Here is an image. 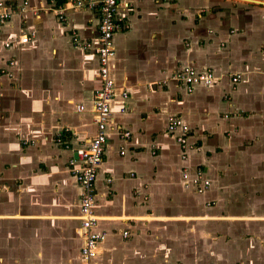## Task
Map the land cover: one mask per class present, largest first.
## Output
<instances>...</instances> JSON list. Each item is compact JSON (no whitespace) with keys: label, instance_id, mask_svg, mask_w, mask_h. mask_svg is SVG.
<instances>
[{"label":"crops","instance_id":"1","mask_svg":"<svg viewBox=\"0 0 264 264\" xmlns=\"http://www.w3.org/2000/svg\"><path fill=\"white\" fill-rule=\"evenodd\" d=\"M4 1L18 11L0 24V264H82L70 160L96 132L99 11L60 20L48 8L70 0ZM120 2L109 71L128 95L110 101L93 264H264V0ZM179 63L213 82L188 92ZM172 116L189 126L185 149ZM197 168L210 179L201 193L183 182Z\"/></svg>","mask_w":264,"mask_h":264},{"label":"built area","instance_id":"2","mask_svg":"<svg viewBox=\"0 0 264 264\" xmlns=\"http://www.w3.org/2000/svg\"><path fill=\"white\" fill-rule=\"evenodd\" d=\"M27 1L23 2L20 11H24ZM77 7H85L88 9H97L99 11L97 52L99 56V76L101 85L94 91L93 98V122L96 126L95 134L90 138L88 144L75 150L76 156L70 160L71 172L76 181L81 185L82 192L80 196V219L81 226L84 229L83 245L80 249L82 264H93V259L98 254L99 243L105 238L106 232L96 229L99 217L96 214V189L95 183L97 179L98 168L102 162L105 153V144L108 138L109 129L113 126L112 109L110 101L115 93L119 90L121 96L126 99L127 91L118 89L115 81L110 75L109 62L115 54L113 36L116 31L125 27L122 26V17L119 13L120 8H126L127 3L120 0H76L67 1L56 7L49 6L60 18L65 19V12ZM18 10L12 8L10 4L4 0H0V24L9 19L13 13ZM30 39L29 34L22 33L17 37L18 43H25ZM72 40L74 44L83 48L91 47V43L81 40L76 33H73ZM9 46V42L4 43ZM12 64V63H10ZM177 79L184 85L188 92H191L195 84L209 85L214 80V74L210 70L200 72L194 67L184 63L178 64L176 73ZM239 76L232 77V81L236 82ZM78 110H83L84 105L78 104ZM125 106H121L119 111L125 112ZM117 135L122 139L130 136L128 130H123L114 126ZM167 129L174 135L176 142L185 149L188 147L187 136L189 126L179 116L169 118ZM121 154L124 150L120 151ZM186 158V154L181 156ZM185 187H193L196 192H204L210 186V179L205 176L204 170L197 168L193 174L186 170L182 172ZM127 235V232H123Z\"/></svg>","mask_w":264,"mask_h":264},{"label":"bare ground","instance_id":"3","mask_svg":"<svg viewBox=\"0 0 264 264\" xmlns=\"http://www.w3.org/2000/svg\"><path fill=\"white\" fill-rule=\"evenodd\" d=\"M248 1V0H247Z\"/></svg>","mask_w":264,"mask_h":264},{"label":"water","instance_id":"4","mask_svg":"<svg viewBox=\"0 0 264 264\" xmlns=\"http://www.w3.org/2000/svg\"><path fill=\"white\" fill-rule=\"evenodd\" d=\"M76 155V154H75Z\"/></svg>","mask_w":264,"mask_h":264}]
</instances>
